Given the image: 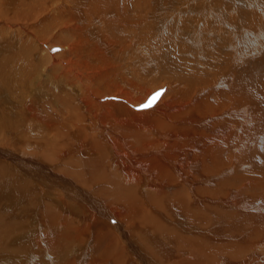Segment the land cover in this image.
<instances>
[{"label":"bare ground","instance_id":"bare-ground-1","mask_svg":"<svg viewBox=\"0 0 264 264\" xmlns=\"http://www.w3.org/2000/svg\"><path fill=\"white\" fill-rule=\"evenodd\" d=\"M191 1L201 4L195 8ZM204 1L37 0L25 5L24 21L30 24L23 26L21 18L9 22V0H0V85L13 80L20 63L22 78L33 73L32 88L43 84L49 72L44 77L52 90L66 91L74 104L75 118L62 125L64 131L54 132L50 152L43 153L32 140L14 146L15 153L0 149L1 172H16L13 180L22 179L46 204L36 234L26 237L34 235L39 246L49 237L48 245L56 244L52 250L63 244L58 264H82L90 241L91 256L83 264L264 262L258 254L264 245V167L245 169L253 155L260 154L264 162V78L246 59L264 20L256 6L239 12L235 5L242 0ZM243 1L250 7L260 2ZM195 12L196 17L185 18ZM47 19L50 25H40ZM145 25L178 37L171 50L150 48L138 35ZM165 35L161 40L168 41ZM183 38L198 50L188 49ZM10 46L20 54L9 55ZM132 49L138 65L126 56ZM38 56L42 72L31 62ZM124 66L131 78L121 75ZM144 70L156 76L148 87L139 84ZM161 90L151 107H142ZM24 112L39 129L55 126L31 105ZM255 138H263L262 146ZM65 158L74 164L66 169L78 165L80 173L65 167L52 172ZM176 187L181 188L168 191ZM6 242L9 234L0 230V247ZM0 264H9L5 252Z\"/></svg>","mask_w":264,"mask_h":264},{"label":"rangeland","instance_id":"rangeland-1","mask_svg":"<svg viewBox=\"0 0 264 264\" xmlns=\"http://www.w3.org/2000/svg\"><path fill=\"white\" fill-rule=\"evenodd\" d=\"M36 1L37 0H9V22H12L13 18L14 19L21 18L24 21L25 18H24V15L23 14L26 15V13H27V10L24 9L25 5H28L30 7L32 5H35L36 4ZM208 1H210V0H205L204 1L205 4H207ZM220 1L223 2V3H225V4H229L231 2V0H229V1L228 0H220ZM24 2H26V3L23 4ZM240 2H237V4L235 5V8L238 9L239 12L243 13V10H244V12H246V9H247V12H249L251 10H254L255 9V6H256V7H259L260 8L258 10H254L255 13H256V15H258V17H260L261 20H264V8L262 9V7H264L262 5L264 3V0L263 1L260 0V2L258 1V3H256L257 5H254L253 6V4H252L251 7L248 4H246V2L243 1V0L240 1ZM199 4H201V3L195 2V1H191V4L190 5L191 6H194L196 8V6L199 5ZM13 10L18 11L20 13H15ZM233 14H235V13H233ZM195 15H196V12L195 13H190L189 15H185V18H187L189 16L191 18H194V17H196ZM39 22H42V21H39ZM150 22H152V21L150 20ZM46 23H47V26L50 25L51 24L50 19H47V20L43 21L42 23H40V25H46ZM29 24H30V22L24 21L22 25L23 26H26V25H29ZM168 26H170V28H172V27H174V24L171 23V22H169ZM40 30L41 29H39V31ZM140 30H139L140 32L138 33V35L141 37V39H143V38L145 39L146 38V42L147 41L148 42L147 43L145 42V43L148 44L149 47L150 48H153V49L155 47H156L155 49H159V47H160L161 49L162 48H166V49H170L171 50V46L174 45L173 40L174 39H178V37L169 36L168 34L165 35L166 33H163V34L160 33L159 34L158 33V27L157 26H154V25L153 26H149L148 28H146V25H145ZM262 30H263V32H261L260 34L257 33L258 35L253 38V41L254 42H253L252 47H251L253 49H251V48H250L251 50L249 49L250 50V52H248L249 57L246 58L247 60L252 59V66L254 67L255 70H257L259 72V76L258 77L261 78V79L264 78V65H263L264 64L263 63L264 62V27L261 29V31ZM144 32H145V34H144ZM140 33H142V34H140ZM163 35H165L166 37L169 36L168 37V41L167 40H165V41L161 40V37ZM9 38H13V37H10L9 36ZM64 40H66V38ZM182 40L185 43V40L186 39L183 38ZM261 43L263 45V48L260 47V44ZM185 45H187L188 49L195 50V51L198 50L197 47L192 46L189 42L188 43H185ZM214 47H215V45L213 46V48ZM8 51H9V53H8ZM8 51L7 52L4 51V52L5 53H8L9 55H14V54H18V53L20 54V50H18V48H17V50L15 52V51H12V47L11 46L9 47ZM223 52H225V51H223ZM2 56H3V54H0V60H1ZM126 56L127 57H130V61L132 63H133V59L135 61L139 59V56L138 55L136 57V53H135L134 49H132L130 51V53H128ZM132 57H134V58H132ZM11 58H12V56H9V60ZM187 58L189 60H192L193 59L191 56H188ZM38 60H39V56L36 59H31V62L33 61L32 64L35 65L34 68L37 67L38 68L37 70H40L41 68L38 67V64H37L38 63ZM199 60H200L201 63H205L206 62V59H203V58H201ZM140 63L141 62L138 63L136 61V65H138ZM19 65H20V63H18V66H15V69L17 68L18 70L16 69L15 70V75L13 74L14 75L13 76V80L14 81L13 80L12 81L10 80L11 82L9 81L7 83V85H6V82H5V84L3 83V86L4 87L0 85V90H1L0 91V108H1V111L3 112L2 113L0 111V135H1V138H0V149H6V150H10V151L14 152V150H16L14 148V146L17 147V144H21L22 141L31 142V140H32L31 143L37 144V146H40L42 148L43 153L44 152L45 153H48L50 151L49 150H46V149H48V144H49L50 147L52 146V143L54 141L53 139L55 137H57L55 135V133H60L61 130L64 131V129H62V127H63L62 125L68 126L70 124V122H73V118H75L74 117V114L75 113L73 112L74 111V107H73L74 104L72 103L71 99L70 100L68 99V96H65L66 91H62L61 88L57 89V91H56V89L55 90H52L54 88L47 81L48 79L45 78V77L49 76V74H50L49 72L45 73V75L43 74L45 77L43 76L42 81L40 80L41 83H43V84H41L37 88L36 87L34 88V85H33V88H32L31 85H30V83H31V81H30L31 79L30 78L32 77L33 73H31L30 75H28V77H27V75H25V77L22 78L23 75H22V72L21 71H24V70L21 69ZM136 65L128 66V67L132 68V67H135ZM159 65H161V64H159ZM145 66L147 67V69L148 68L149 69L150 68H153L152 67L153 65H145ZM159 68H161V67H159ZM123 69L125 71H123ZM123 69L120 70V72L122 73L121 75H125L126 76V74H127V78H131L130 75H128V73H126L127 72V70H126L127 68L124 66ZM40 71L42 72V70H40ZM142 72H143V70H142ZM142 72L141 71L139 72V75L141 77V78L139 77L140 78L139 84L142 85V87H148V84L150 82H152V81L154 82V80L156 79V76H153V74L150 73V72H146V70H144V73H142ZM34 76H35V74H34ZM16 79H18L20 82H18ZM33 79H34V81L36 80L35 77ZM9 85H10V87H9ZM43 85H45V86H43ZM151 86H153V85H151ZM28 87H29V89H28ZM48 88H50V89H48ZM32 89H33V91H32ZM261 89L264 91V88H261ZM34 95H37V96H34ZM19 96H22V97H19ZM204 96H205V94L202 95V98ZM50 97L53 98V99H50ZM61 98L63 99V101H62ZM21 99L24 100V101H22ZM50 100H52V101H50ZM68 101L70 102V104H68V106L66 104H63V102L69 103ZM12 104H13V106H11ZM53 104H58L57 108L54 107ZM30 105H31V108L34 107L37 110H40L41 111V113H40L41 116L40 117L42 118V120L45 119V120L49 121V123L51 125L55 124V126H53V128H50V130H48V129L46 130L45 129L46 127H44L43 125L41 126L42 128L40 127V129H39L38 128V125H36V124L32 125L30 122H27L28 118L26 117L27 115L24 112V106H29L30 107ZM52 105H53L54 108L52 107ZM49 108H50V110L48 111ZM16 110H17V112H16ZM65 110H66V112H65ZM69 110H70V112H69ZM47 111L50 112L51 115ZM8 113H9L10 116L8 115ZM262 113L264 114V111ZM20 115H21V117H20ZM57 116L59 118H57ZM7 117H8L9 120L7 119ZM61 120H63V121H61ZM222 120H223V118L220 119V120H217V121H222ZM43 123H45V122L43 121ZM66 123H68V124H66ZM8 125L13 126V128L15 130L11 126H8ZM7 126H8V128H7ZM24 126H25V129L23 128ZM252 126L253 125L251 124V127ZM234 127L235 126L232 125V127H230V128L233 129ZM21 128H23L24 130L23 129L21 130ZM16 129L18 130L17 132H16ZM57 129L60 130V131L58 132ZM10 130H12V131H10ZM4 131L6 133H4ZM7 131H9V133ZM13 132H14L15 135L13 134ZM44 132H46V133H48L50 135L47 134V136H46V133H44ZM40 133H42L41 134L42 137H41ZM6 134H8L10 136H8V135L6 136ZM31 136H33V137H31ZM48 136H50L51 138L48 137ZM53 136H55V137H53ZM255 136L256 137H259L257 134ZM36 137H37V139H36ZM20 138H21V140H20ZM27 138H30V139H27ZM44 138H47V139H44ZM259 138H255V142L258 145L262 146L263 138L262 139H259ZM220 148H222L223 150L228 149L227 147H224V146H220ZM256 155H258V156L255 157L253 155V158H252L253 160L251 161L250 167H245V169H249V168H251V169H254V168L261 169V168L264 167V162L262 160L263 159L262 156L260 154H256ZM227 156H228L227 154H224L223 155L224 161H225V159H226ZM3 160H5V159H3V158L0 159V161H2V162H3ZM44 160L46 162L48 161L47 159H44ZM71 161H72V159H69V158H68V161H67V158L63 159L62 160V164L60 162V164L57 166V168L54 167V169H53L54 171L52 170V172H56L57 173L58 172L57 170L64 169V167L66 166V164H72L73 161L72 162ZM48 164H51V163L49 162ZM72 165H74V164H72ZM75 167H76V169H73V170L72 169L71 170L66 169V167H65V169L68 170V171H70L73 174H75V173L78 174V172L80 173V169H79L80 167L78 165H75ZM3 169H4V167H1L0 168V190H1V192H0V198H1V200H0V207H1L0 208L1 209L0 210V230L6 231L7 235L9 234V242L4 243L5 245H2L0 247V254L1 253L3 254V252H5L7 255H9V264H14V263L15 264H25L26 262H27L26 264H29L30 262L29 261H26L27 259H29L30 261H32V264H45L42 261L45 262V260L46 261L48 260V262H50V259H53V260H51V263L52 264H58V262L56 260H57L58 256L63 251V249H61L63 247V244H60V246H57V248H55V250H52L53 247H56V244L54 245V241H52V245L50 247L48 245L49 237L43 238V243L40 246L36 242V240H34L35 239L34 238V235L31 237V239H30V237H26L30 233L36 234L35 232H37L36 230H38L39 221L41 219H43L42 218L43 215L45 216L44 207L43 206H46V204L44 203V205H42L43 202L41 201V198H38V196L36 198V196H35L36 194H33L32 189L30 188V186L25 185L24 184V181H22V179H19L18 177L14 176V179L15 180H13L12 176L13 175H16L17 174L16 172L13 171L12 172L13 175H12L11 172L6 175V173L1 172V171H3ZM74 170H76V171H74ZM228 174L229 175H227V176H231V175L234 174V172L233 173H228ZM9 175H10V177H9ZM60 175H62V174H60ZM65 177L68 178V179H70L71 181H73L71 179V177H69L67 175H65ZM224 179H226V177H222L219 180V182H222ZM102 187H103V189H105V188H106V190L108 189L107 186L106 187L105 186H102ZM180 188L181 187H176V188L168 189V191L170 190V191L176 192ZM16 191H17V195H16ZM25 193H26V195H25ZM1 194H3V195H1ZM29 196H30V198H29ZM32 196H34V197H32ZM17 197H19V198H17ZM97 197L99 198V196H97ZM45 198H47L46 200H44L45 202H49V201L51 202V198H48L47 196L43 197V199H45ZM99 199L103 203L104 199L103 198H99ZM28 200H29V202H28ZM14 202L15 203L18 202V203L15 204ZM26 205H27L28 208L26 207ZM29 205H31L32 207L29 206ZM34 207H35V209H34ZM39 208H40V212H39ZM29 209H31V211ZM229 210H231V209H229ZM23 216H24V218H23ZM39 218H40V220H39ZM34 219H35V221H34ZM3 220H4V222H3ZM31 221H33L32 224H31ZM23 223H25L24 226H23ZM21 229H23V230H21ZM29 239L31 240L30 242H29ZM52 240H54V239L52 238ZM91 244H92L91 241L88 242L85 245L84 251L81 253V255L83 254L82 255L83 258H82V262H81L82 264L85 263L86 260H89V257L91 256V249H90L91 248ZM14 246H15V248H13ZM263 247H264V245H262V246L259 245L258 246V250L260 251V252L258 251V254H260L259 256H261V258H262V255L264 256ZM1 250H4V251H1ZM22 252L24 253V255H23ZM32 254H33V256H32ZM47 255H49L50 258ZM60 259H61V256H60ZM260 264H264V262H262V263L260 262Z\"/></svg>","mask_w":264,"mask_h":264},{"label":"snow or ice","instance_id":"snow-or-ice-1","mask_svg":"<svg viewBox=\"0 0 264 264\" xmlns=\"http://www.w3.org/2000/svg\"><path fill=\"white\" fill-rule=\"evenodd\" d=\"M163 95V90L155 92L148 100V103L143 105V108L151 107L161 96Z\"/></svg>","mask_w":264,"mask_h":264}]
</instances>
